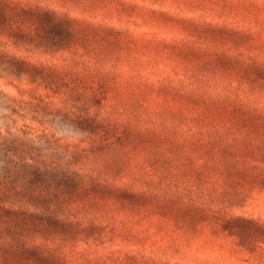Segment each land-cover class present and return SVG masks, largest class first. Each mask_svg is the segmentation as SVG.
Segmentation results:
<instances>
[{"label":"rangeland","instance_id":"rangeland-1","mask_svg":"<svg viewBox=\"0 0 264 264\" xmlns=\"http://www.w3.org/2000/svg\"><path fill=\"white\" fill-rule=\"evenodd\" d=\"M31 5L76 19L77 28L53 42L35 10L27 9ZM0 6V264L10 262L17 248L36 245L50 254V264H264V242L240 245L222 228L233 217L264 222V186L250 180L219 186L210 157V143L225 132L219 121L181 123L177 133L184 143L178 150L187 157L179 152L156 160V122H169L160 123L156 114L173 105L156 94V86L188 96L216 82L205 72L200 81L190 77L174 53L176 58L163 56L166 49L157 41L168 44L176 35L161 12L252 33L264 29V0H0ZM111 29L119 32V48ZM129 36L137 41L126 48ZM260 59L264 63V54ZM243 81L256 87L248 107L257 110L253 121L262 122L250 129L259 132L264 89ZM202 107L195 105L191 115L201 114ZM77 116L95 117L110 132L98 136ZM114 135L121 140H111ZM38 169L43 174L35 179ZM51 172L68 173L67 184L49 183ZM119 179L131 188L173 192L177 209L172 217L137 219L127 240L85 230L82 220L95 222L97 208L86 191L108 189ZM19 211L54 218L49 225L36 227L32 217L21 224ZM62 220L73 223L64 233Z\"/></svg>","mask_w":264,"mask_h":264},{"label":"trees","instance_id":"trees-1","mask_svg":"<svg viewBox=\"0 0 264 264\" xmlns=\"http://www.w3.org/2000/svg\"><path fill=\"white\" fill-rule=\"evenodd\" d=\"M125 4L128 5L126 2ZM27 9L31 12L32 9L35 10L34 15L37 22L39 21V25L45 26L47 33L52 34L51 40L53 42L62 41L63 36L61 35L63 33L70 34L74 31V27L77 28L74 25L76 19L66 18L62 14L38 6L31 5ZM160 15L164 19L162 22L168 23L169 28L176 35V40L168 41V44L157 41L158 46L161 45L166 49V51L162 50L163 56L165 58L174 57L171 56V53H174L178 55L182 65L192 71L190 77L193 76V79L200 81V73L205 72L213 75L216 82L213 84L206 83L202 87L203 92L199 88L192 90L188 96L184 93H173L168 90L163 92L156 86L157 95L162 94L165 99H172L173 102L171 108L161 109L156 114V116L160 115L162 120L160 123L169 121L164 125L156 122V160L161 156L165 160H169L171 154L181 152L182 149L178 150V144L184 143V138H181L180 134L177 133L181 123L189 122V125L193 126H207L219 121L225 132L219 134V137L210 143L214 146V150L211 151L214 154L210 157L215 158L214 169L221 178L222 184L219 186L226 188L239 185L245 180L264 186V129L261 128L259 132L250 129V126H257L262 122L256 124L253 121L257 110L248 107L250 95L255 93L256 87L243 81L245 79L256 81L261 86L260 88L264 89V63L260 59L264 54V29L260 32L252 31L249 33L213 21L200 23L192 19L188 20L189 18L185 20L175 18L163 12ZM37 22L34 24L37 25ZM160 26L161 28L165 27L164 25ZM111 31L114 34V43H118L119 48V40L115 36L119 32L114 29ZM135 40L137 41V39L129 36L123 44L129 48L134 46ZM251 49H254L255 52H249ZM150 50H153V47H150ZM199 68L201 72L194 73L195 69L198 70ZM195 105L204 106L201 114L197 116L191 115L190 112V109H193ZM184 106L188 110L182 113L181 109ZM214 117L217 120H214ZM76 120L82 127L92 130L98 136L99 131L101 132L100 136L110 132L109 128L97 122L95 117L77 116ZM110 126V129H113V126ZM148 133L150 132L148 131ZM189 134H186L187 140L191 138ZM121 138L122 135H114L111 140H121ZM181 154L183 157H187L185 152H181ZM162 167L165 166H160V168ZM162 171L168 172L165 168H162ZM42 174L38 169L34 173V178L36 179ZM68 178L69 174L66 172L61 174L51 172L49 183L67 184ZM86 193L91 199H96L97 208L92 216L93 220L96 219L95 222H92L89 217L82 220L86 224L84 229L98 231L99 234L124 240L134 236L132 226L137 219L143 218L146 214L172 217L171 211L177 209L172 204L174 201L173 192L157 189L154 193L150 188H131L129 183L121 179L112 182L108 189H90ZM5 210L9 214L10 209ZM19 213L24 214L21 224L25 223L26 218L32 217L36 227L39 224H45V222L49 225L54 218V215L44 216L23 211H19ZM161 213L163 214L161 215ZM201 216V213L195 214L197 218ZM60 222L64 227L60 232L63 233L65 226L73 225L69 220ZM244 223L252 225L254 229L252 231L244 229L242 227ZM156 227H161V224L157 223ZM222 228L233 235L240 245L250 246L257 242H264V222L258 223L250 219L233 217L226 219ZM41 250V245L21 246L15 250L10 262L5 264L52 263L48 261L50 254H42Z\"/></svg>","mask_w":264,"mask_h":264}]
</instances>
